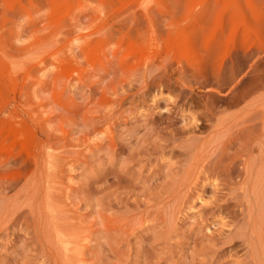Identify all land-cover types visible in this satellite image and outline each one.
<instances>
[{"label": "rangeland", "instance_id": "1", "mask_svg": "<svg viewBox=\"0 0 264 264\" xmlns=\"http://www.w3.org/2000/svg\"><path fill=\"white\" fill-rule=\"evenodd\" d=\"M0 264H264V0H0Z\"/></svg>", "mask_w": 264, "mask_h": 264}, {"label": "bare ground", "instance_id": "2", "mask_svg": "<svg viewBox=\"0 0 264 264\" xmlns=\"http://www.w3.org/2000/svg\"><path fill=\"white\" fill-rule=\"evenodd\" d=\"M153 105H154V106H158L157 102H155V101L153 102ZM198 200H199L200 202H202V198L199 197Z\"/></svg>", "mask_w": 264, "mask_h": 264}]
</instances>
